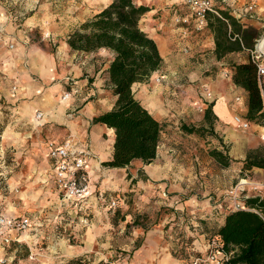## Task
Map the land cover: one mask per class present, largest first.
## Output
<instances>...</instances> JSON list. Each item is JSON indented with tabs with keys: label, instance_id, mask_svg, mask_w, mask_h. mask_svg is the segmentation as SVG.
<instances>
[{
	"label": "crops",
	"instance_id": "crops-1",
	"mask_svg": "<svg viewBox=\"0 0 264 264\" xmlns=\"http://www.w3.org/2000/svg\"><path fill=\"white\" fill-rule=\"evenodd\" d=\"M248 1L221 0L218 5L222 12H227L239 23L242 30L251 27L259 30V36L248 42L252 45L247 46L245 38H241L242 50L228 52L229 55L237 52L246 60L250 58V49L264 34V0H257L256 10L245 17L236 16L246 9ZM111 2L68 0L67 5H57L53 0H0V117H5L4 106L11 111L10 122L2 134V144L4 148L18 149L19 152L29 150L26 157L32 161L26 163L25 169L30 171V189L21 194V199L27 208L35 210L34 214L21 212L14 204L8 208L0 195L7 215L28 216L32 220L28 232H16L15 240L0 250V259L6 257L7 264H29L27 259L8 257L15 254L22 243L31 247L40 234L63 219H76L74 227L85 232L91 241L99 227L108 222L111 225L108 212L112 208L111 202L116 201L113 197L120 198L119 190L128 189L130 179L140 170L145 178L137 182L147 188L146 192L164 189L165 193L166 187L178 192L176 200L170 204H176L182 211L170 209L171 215L174 213L176 217L179 214L194 222H197L194 218H212L213 213L220 215L219 203L196 194L185 195L189 185L178 180L181 165L172 162L165 151L179 149V126L193 122L190 113L195 114L197 101L205 99L207 91L212 93L209 99L212 103L199 114L197 111L195 116L201 124L206 126L208 119L212 121L215 131L231 142L232 149L243 158L257 153V148L264 149V126L252 124L246 133L235 130V116L247 112V91L235 84L226 72L207 73L210 64L206 56L210 52L206 51L214 47V34L217 35L219 27L216 19L219 18L209 16L203 35L183 38L174 21L177 15L187 10L182 0H134L136 4L150 7L140 25L156 41L163 63L150 77V83L148 80L136 82L133 91L140 93L139 98L154 110L164 127L157 157L151 163L135 159L126 167L106 165L105 162L113 158L116 133L114 128L95 121V118L111 110L116 103L108 73L113 54L106 49L88 54L75 51L68 38ZM210 27L214 30L209 31ZM185 47L190 51L186 52ZM102 54L106 55L105 58L98 57ZM159 76H162L161 81H157ZM67 92L71 94L64 97ZM207 109H210L208 113ZM38 112L43 113L41 118L37 117ZM52 140H71L85 152L87 169L94 183L87 200L63 198L48 156V143ZM131 173L133 177L129 178ZM19 176L13 178L14 184ZM257 194L264 196V185L262 192ZM202 226L192 231L199 243L197 235L203 236L201 241L206 247L208 239L202 233ZM170 248L167 247L168 254ZM195 248H199L198 245ZM152 249L154 246L150 243L145 245L139 255V264H149ZM164 258L167 264H180L178 259Z\"/></svg>",
	"mask_w": 264,
	"mask_h": 264
},
{
	"label": "rangeland",
	"instance_id": "rangeland-1",
	"mask_svg": "<svg viewBox=\"0 0 264 264\" xmlns=\"http://www.w3.org/2000/svg\"><path fill=\"white\" fill-rule=\"evenodd\" d=\"M215 2L217 5L221 4V0H215ZM53 3L67 5L68 0H53ZM213 23L216 26L218 21L215 24L213 20ZM211 30L214 29L210 27L209 31ZM203 31L194 32L189 37L201 36ZM248 31L250 36H259V30L255 27H251ZM216 40L217 35L215 33V42L212 44L214 47L206 51L210 52L206 56L210 64L207 73L215 75L217 72L223 71L226 72V75L231 76L230 70L234 64L246 59L238 55L237 52L232 55L227 53L219 57L216 51ZM244 42L247 46L252 45V43L248 45L245 39ZM101 51H104V49L98 52ZM188 51H190V48H188ZM198 54H202V52ZM105 56V54H102L98 57L105 58ZM135 95L136 97L138 95V99L141 98L140 93ZM141 102L159 119L158 115L145 101L141 100ZM3 108L5 117L1 116L0 120L6 122V128L11 119V111L7 106ZM197 111L199 114L200 111L198 109ZM197 111L195 114L190 113L191 118L194 119L193 122L188 121L179 126L181 138L178 142L179 149H165V151L172 162L176 161L181 165L179 166L181 171H179L178 180L181 182L186 181L189 185L187 186L188 192L185 195L196 194L202 199H210L212 203L214 201L216 204L219 203L221 206L218 208L222 212L220 215L213 213L212 218H194L197 222L179 214L176 217L174 213L171 215L170 209L182 211L181 207L175 206L176 204H170V202L176 200L178 192L169 190V187H166L165 193L164 189L160 192H146L147 188L137 182L141 178H145L140 170L135 177L132 176V173L129 174V178H133L130 179L128 189L119 190L121 199L118 196L113 197L116 198L117 204L112 206L108 212L111 225L108 222L107 225L99 227L91 241L87 239L85 232H79V228L74 227L76 219L72 221L71 218H67V220L63 219L58 224L55 223L53 228L49 227V230L40 234L31 247L25 243L20 244L15 254L13 253L8 258L13 257L15 260L27 259L29 264H72L73 261L82 264H98L99 262L104 264H139L140 252L149 243L154 246V249L149 252V264L151 262L167 264L165 256L178 259L180 264H187L191 256L206 253L207 246L203 247L205 242L202 243L201 241L203 236L197 235L200 243L195 239V246H185L183 242L188 237L196 236L192 229L199 228L202 219L207 222L205 226L212 227L221 222V218L225 213L235 209L237 203L240 202L243 206L248 197L261 196L257 193L262 192L263 189L264 168L254 167L251 170L243 171V161L247 157L243 158L237 154L236 150L232 149V143L226 141L223 136L215 131L213 122L208 118L207 125L203 126L201 120L195 117ZM246 114L236 116L244 118ZM234 123L237 126L236 121ZM253 125L258 124L253 123ZM259 125L264 126V122ZM235 130L236 132L246 133L250 129H242L237 126ZM164 139L167 141V136ZM181 145L184 147H181ZM214 149L223 151L227 155L228 166H224L211 155V151ZM255 150L257 153H254V155L264 154L263 148ZM28 151V149H24L19 152L18 149L4 148L1 137L0 195L8 208L10 204H14V206L20 208L21 212L34 214L35 210L27 208L21 199V194L30 189L28 184L30 171L25 169L26 163L32 161V159L26 157ZM16 175L20 176L14 184L13 178ZM196 243L199 248H195L197 247ZM168 246L171 247L169 250L171 256L167 251ZM181 246L185 248L183 251L180 249ZM193 247L199 253H192ZM185 251L192 253L190 257L187 256V259ZM4 264H7V262Z\"/></svg>",
	"mask_w": 264,
	"mask_h": 264
},
{
	"label": "trees",
	"instance_id": "trees-1",
	"mask_svg": "<svg viewBox=\"0 0 264 264\" xmlns=\"http://www.w3.org/2000/svg\"><path fill=\"white\" fill-rule=\"evenodd\" d=\"M149 10V6L136 4L134 0H112L68 38L75 51L88 54L106 49L113 54L108 73L116 103L111 110L95 118V121L115 129L113 158L105 162L110 167H126L135 159L151 163L157 157L161 141L163 123L133 91L136 82L149 80L163 63L156 41L140 25L141 18ZM223 13L232 26V34L244 36L247 44L256 37L250 36L247 29L242 30L227 12ZM217 20L218 56L242 50L241 40L232 39L229 34L227 22L220 18ZM230 71L233 82L247 91V114L244 118L252 124H262L264 83L261 85L256 62L249 58L234 64ZM5 123L0 120V141ZM211 155L224 166L229 165L223 151L214 149ZM254 167L264 168V154H250L243 161V171ZM204 220L200 222L202 233L208 240L219 241L222 264H264V196L248 197L241 208L231 209L226 214L222 224L209 227L205 226L207 222ZM194 240L193 235L183 243L193 246ZM180 249L183 251L185 248L181 246ZM190 251H185L186 259L193 252L199 253L193 248L192 253ZM72 264L82 263L73 261Z\"/></svg>",
	"mask_w": 264,
	"mask_h": 264
},
{
	"label": "built area",
	"instance_id": "built-area-1",
	"mask_svg": "<svg viewBox=\"0 0 264 264\" xmlns=\"http://www.w3.org/2000/svg\"><path fill=\"white\" fill-rule=\"evenodd\" d=\"M186 7V11L175 17L174 21L180 28V35L187 38L194 32L202 31L208 23L209 16L214 15L225 22L229 26V34L232 39H241L239 34H232L231 24L224 16L221 7L215 0H182ZM257 0H249L247 7L243 12H239L237 18L245 17L248 13L256 10ZM250 49V58L256 62L261 85L264 83V41H261ZM188 51V47H185ZM162 80V76L157 78ZM71 93H65L64 97H68ZM211 91L206 92L205 99H199L196 108L204 111L212 102ZM208 99V100H207ZM237 99H240L239 97ZM42 112L37 113V117L41 118ZM237 126L242 129H248L251 125L249 121L241 116H235ZM48 156L52 163V173L54 180L61 190L62 196L66 200L85 201L91 194L94 183L90 171L87 169V160L85 152L80 150L71 140L49 141ZM116 201H112L111 205L115 206ZM241 208V203L235 205ZM32 220L28 216L12 217L5 213L0 201V250L15 240L16 232H28L31 228ZM219 241L217 239L209 240L207 251L204 254L191 256L187 264H222L219 251ZM7 262L6 257L0 259V264Z\"/></svg>",
	"mask_w": 264,
	"mask_h": 264
},
{
	"label": "water",
	"instance_id": "water-1",
	"mask_svg": "<svg viewBox=\"0 0 264 264\" xmlns=\"http://www.w3.org/2000/svg\"><path fill=\"white\" fill-rule=\"evenodd\" d=\"M261 41H264V34L262 35Z\"/></svg>",
	"mask_w": 264,
	"mask_h": 264
}]
</instances>
